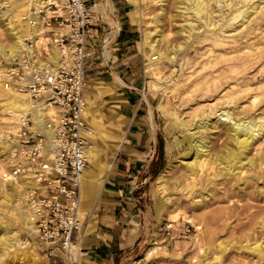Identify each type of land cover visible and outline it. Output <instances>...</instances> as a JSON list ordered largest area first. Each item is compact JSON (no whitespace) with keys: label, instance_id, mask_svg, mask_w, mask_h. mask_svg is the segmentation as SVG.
Returning a JSON list of instances; mask_svg holds the SVG:
<instances>
[{"label":"rangeland","instance_id":"374dc122","mask_svg":"<svg viewBox=\"0 0 264 264\" xmlns=\"http://www.w3.org/2000/svg\"><path fill=\"white\" fill-rule=\"evenodd\" d=\"M254 1L257 0H249L244 7L252 4ZM163 2L164 9H160V6L155 0H140L139 5H136V7L141 6L142 8L140 18L135 19L133 13H131V16L138 22V27L142 34V39L139 41L142 51H139V55L142 58L144 88L146 91L150 90L154 93L151 96L150 102L153 115L157 122L158 132L160 134V148L163 154L162 160L159 161V171L163 169L170 160H175L176 165L166 176V179L170 183L167 189L161 187L157 181L156 175L159 171L151 175V177L142 184L141 192L138 193L141 195L140 200L143 203L141 208L149 214L151 220L150 230L154 231L153 236L155 235L162 245L160 248H157L152 255H148L147 249L149 242L148 244H141L136 249L129 263L264 264V257L246 247V244L253 245L255 241L264 239V227L260 225L262 220H264V191L258 193L251 185V187H246L243 179L237 181L236 179H232L228 181V174L224 176L219 175L216 181L206 183L207 175L210 172L212 173V170L208 167L210 161H207L203 172L195 177L196 179L194 182L197 188L190 195L189 189L192 185L185 183L190 179V177H188V171L177 163V159L182 158L183 152L188 149L187 142L177 144L176 141V138H182L185 131L171 125L175 115L185 116V119L191 121L194 116H199L204 108L215 107V105L222 103L223 99L220 98V95H223L224 92L226 93L227 89L235 88L236 86L232 84L240 79L232 81L233 78H229L226 80L224 75L234 77L235 75H240L244 71H248L247 76L251 81V89L249 92H259V95L250 105L247 100H245L243 104L248 108L250 107V109L257 114L264 112V83L261 82L264 80V40H262L264 39V29H262L264 28V9L258 12L256 18H254L253 16L255 15L252 14L244 21V24H241L243 26L240 25L238 26L239 28L237 27V29L243 28L246 31L243 30V32H239L240 34L242 33L241 35L234 33L239 37L237 41L238 45H247L250 42L255 43L253 47H250L249 51L251 48L253 49L251 51H260L258 53L256 52L254 55H257L258 61H256L253 66H248L249 64L235 65L236 67L234 66L233 68L235 70L231 69L232 71L228 70L225 72L226 74L224 73L222 76L225 82L220 86L219 89L221 90L216 91L217 97L215 96L212 100L208 101L203 100L204 96H202V94H204L203 80L205 77H201L202 79L199 78L201 80V85L198 83L196 85L197 88L195 86L196 89L190 85V80L195 76L197 77L203 74L208 69V64H203L202 61L211 54H218L222 46L218 44V46L212 47L214 40L209 33L212 30L208 29L206 25L202 26L200 22L196 23L195 30L189 38L186 35V31L182 32L180 29L178 31V23L181 22L182 19L178 17L177 1L163 0ZM10 7L11 6H5L3 10H0L1 43L9 42L10 40L9 33L2 19V16L6 15V13L3 12L10 11L9 14L13 16L17 14V12L10 10ZM212 7L216 8V5L214 4ZM259 7L264 8V1L259 4L258 8ZM22 11L18 12L20 16ZM160 31H163L164 34L159 35L158 32ZM227 31L234 32L235 29H229ZM207 33H209L208 35L210 37L206 35ZM245 33H247V35H245ZM149 38L155 40V47L166 51H168L172 45H178L177 43L179 42L185 43L183 47L178 49L176 69L174 71L171 69L173 66L168 62H164L160 65V75L150 70L151 63L147 58V52H150L149 45H147V43L141 45L143 39L147 40ZM256 43H259V49L255 48ZM243 48V51L245 50L246 52L249 47L244 46ZM255 59H253V61ZM192 72L194 73L191 75L187 74ZM155 80L159 81L160 86L153 85ZM164 85L166 88H163L165 87ZM185 88H188V92L184 91ZM189 88L191 92H189ZM4 92L5 91L2 90V81L0 80V126L4 127L2 135L5 134V132L8 133V129H10L9 124H6L10 114L6 111L4 106L1 105L3 101L8 99V93L5 92V94ZM246 94L248 95L247 91L239 92L235 95V98L239 101L240 99H238V96H244L245 98L247 97ZM199 97H201V101L197 102L196 99ZM214 124L215 123H211L210 125V133L212 134L210 143L212 147H216L222 139L217 131L218 128ZM219 137L220 140H218ZM0 152V221L6 220V222H10V226L12 225L14 229L18 231L19 238L23 241V245L33 248V252L28 251L27 253L30 259L19 258L14 260L12 264H45L46 260L43 245L39 239L37 242H34V238L30 231L26 227L18 223L16 224L15 221H12L13 219L9 217L10 210H17L20 208V205L17 199H8L7 193H14L15 190L21 188L23 179L21 177V181H19L14 180L13 175L11 178H4L2 176L4 170L10 169V164L15 162L16 159H19V157H14L11 152L3 151L1 146ZM262 152H264V135L256 139L249 154L250 156H257ZM255 167L256 168L251 169L245 166L243 174L245 176H251L248 173L256 171L257 175L258 173H264V170H259L260 168L257 169L259 166ZM23 174L22 172L21 176ZM249 179L251 182H256L259 188H262L261 186L264 185L262 178L249 177ZM178 180H181V182L176 184ZM238 182L239 186L235 187ZM205 187L209 190L210 194L205 191ZM199 197H202V207L192 208L189 201L191 198L194 199ZM166 200H170V202ZM178 208L180 210H188L192 214V219L187 220V218L181 216L174 220L170 215ZM167 221L173 222V237H164L162 234L164 223ZM188 225L190 228L189 231L186 230ZM156 231L158 233H156ZM205 254H207V258ZM217 254L220 255L219 258H215Z\"/></svg>","mask_w":264,"mask_h":264},{"label":"bare ground","instance_id":"6f19581e","mask_svg":"<svg viewBox=\"0 0 264 264\" xmlns=\"http://www.w3.org/2000/svg\"><path fill=\"white\" fill-rule=\"evenodd\" d=\"M27 1L28 0H0V10H3V7L5 6H11L10 10L17 12L16 16H13L12 14H9L10 11H5L3 13H6V15L2 16L3 22L10 37L9 42H0V58L5 59L6 61L23 48L22 36L25 27L23 26L21 16L18 14V12L25 9ZM132 1L136 5H139L140 3V0ZM176 1L178 17L182 19V21L178 23V31L179 29L182 32L186 31V35L189 38L195 30L196 23L200 22L202 26L206 25L208 29L212 30L209 32L210 36L214 40L212 47H216L218 44L222 46L218 54H211L210 56H207L204 61H202L203 64H208V69L203 74H200L197 77L195 76L190 80V85L195 88L198 83H201V77H205V79L203 78V100H212L217 94L216 91L221 90L219 88L225 82L224 78H222L225 72L233 69L235 65L249 64L248 66H253V64L258 61V58L256 57L257 55H254L256 52L258 53L260 51H251L253 50L252 48L249 51L250 47H253L255 43L250 42L247 45H238L237 41L239 37L234 33L241 35L242 33L240 34L239 32H243V30L246 31L243 28L237 29V27L241 24H244V21L252 14H254L255 16L253 17L256 18L258 12L264 9L262 7H259L260 9L258 8L259 4L264 0L254 1L252 4L246 7H244V5H247L249 0ZM155 2L160 6V9H164L163 0H155ZM213 3L216 5V8L212 7L214 5ZM131 13H133L135 19H139L142 13L141 6L136 7L133 11H131ZM229 29H235V31L228 32L227 30ZM209 33L206 35L209 36ZM158 34L163 35L164 32L160 31ZM245 35H247V33H245ZM154 42L155 40H152L151 38L147 40L143 39L141 41V45L147 43L150 48V52H147V58L151 63L150 70L153 73L160 75V65L164 62H168L171 66H173L171 69L174 71L176 69L178 49L183 47L185 43L179 42L177 43L178 45H172L169 50L166 51L155 47ZM259 43H256L255 48L259 47ZM244 46L249 47L247 50L248 52H245V50L243 51ZM253 59L255 60L253 61ZM2 66L3 63L0 61V73L2 72ZM193 73L194 72L187 74L191 75ZM247 75L248 71H244L240 75H235L234 77L224 75L226 80L229 78H233L232 81H236L239 78L240 79L232 84L233 86H236L235 88H230L229 90L227 89L228 91L226 90V93L224 92L223 95H220V98L223 99V102L219 105H215V107L204 108L200 115H197L198 117L194 116L191 121L185 119V116L175 115L174 117V121L171 125L185 131L182 135V138H176L177 144H181L183 142L188 143V149L183 152L181 156L182 158L177 159V163L188 171V177H190V179L185 183L192 185L189 189L190 195L197 188L194 182L196 179L195 177L203 172L207 161H210V165L208 167L212 170V173L210 172L207 175L206 183L216 181V179H218L217 176L219 175L224 176L228 174V181H231L232 179H236V181L243 179L246 187L251 185L258 193H262V191H264V185L261 186L262 188H259L256 182H251L249 179V177L258 179L262 178V182H264V173H258L257 175L256 171L252 173L246 172L251 176H245L243 174V169L245 166H248L251 169L256 168L255 166H259L257 169L260 168L259 170H264V152L258 154L257 156H250L249 154L250 149L254 145L256 139H258L259 136L264 135V112L257 114L252 111L250 107L248 108L243 104V102L247 100L249 101L250 105L259 95V92H249L251 89V81ZM261 82L264 83V80ZM153 85L160 86V83L159 81L155 80ZM163 88H166V86ZM187 89L188 88H185L184 91H187ZM2 90L8 93V99L3 101L1 105L4 106L6 111L10 114L6 124H9L11 130H17L16 127L18 126L21 117L25 116L28 112L31 114L32 118H38L37 120L42 123V117L45 113L46 106V103L43 99H34L27 93L7 89L5 88L3 82ZM242 91H247L248 95L246 94L247 97L245 98L244 96H238V99L240 100L237 101L235 95L239 92L241 93ZM189 92H191V90ZM196 100L197 102H200L201 97ZM89 112L90 111L88 110V107H86L85 114L87 116L89 115ZM211 123H215L214 125H216L218 128L217 131L219 136L222 138L220 140L219 137L218 140L220 141L219 143L217 142L218 145H216V147H212L210 143L212 139V134L210 133ZM90 124L93 131V136L95 138H99L100 130L97 123L91 121ZM3 130L4 127L0 126V146L2 147L3 151L11 152L13 154L14 144L2 136ZM87 158L94 169H89L86 166L81 174L80 184H82L83 197L87 195V185L90 184L95 186L100 178L103 177L105 173L104 167L106 166L101 160L98 148L93 143L88 146ZM19 161L23 163L25 159L19 157V159H16L15 162H12V164H10V169L12 171ZM175 165V160H170L157 175V181L161 187L165 189L169 187L170 183L166 179V176ZM22 179L23 181L21 188L15 190L14 193H7L8 199H17L20 205V208L17 210H10V215H8L13 219L12 221H15L16 224L18 223L23 227H26L32 234L34 242H37L38 236L35 228L34 214L29 208L27 202L23 199V194L26 192V189L32 188L35 184V181L33 178H28L26 174L22 175ZM180 182L181 180H178L176 181V184H179ZM238 186L239 182L235 185V187ZM205 191L209 193V190L206 187ZM166 201L170 202V200ZM189 202L191 203L192 208H199L203 205L202 197L194 199L191 198ZM172 213L170 216L174 220L181 216H184L187 218V220L192 219V214L188 210H180L178 208ZM260 225L261 227H264V220H262ZM0 245V264H12L14 263V260L19 258L28 260L30 259L27 256L28 251L33 252V248L31 246L27 247L23 245V241L19 238L18 231L15 230L12 225L10 226V222H6V220L0 221ZM159 246L160 245L155 235L152 236L149 241L147 254L152 255L153 252L159 248ZM246 247L255 251L258 255L264 257V239L261 241H255L253 245L246 244ZM205 257L207 258V254H205ZM219 257V254L215 255V258Z\"/></svg>","mask_w":264,"mask_h":264},{"label":"built area","instance_id":"2783aa9c","mask_svg":"<svg viewBox=\"0 0 264 264\" xmlns=\"http://www.w3.org/2000/svg\"><path fill=\"white\" fill-rule=\"evenodd\" d=\"M21 20L23 48L7 61L0 58L1 80L46 106L42 123L28 112L16 131L2 135L14 144L13 156L25 159L2 176L21 181L23 172L35 181L23 199L34 214L45 264H77L80 180L91 144L83 90L93 12L86 0H28ZM162 234L173 237L172 221L164 223Z\"/></svg>","mask_w":264,"mask_h":264},{"label":"crops","instance_id":"0c3cea01","mask_svg":"<svg viewBox=\"0 0 264 264\" xmlns=\"http://www.w3.org/2000/svg\"><path fill=\"white\" fill-rule=\"evenodd\" d=\"M86 1L93 20L84 58L83 96L90 112L87 116L84 110L83 116L90 128L91 121L98 125L99 138L91 128L89 139L106 166L101 181L87 185L85 197L80 184L83 223L76 233L77 264H130L154 232L138 194L163 158L150 102L154 93L144 88L142 34L131 16L136 4ZM87 167L94 169L89 161Z\"/></svg>","mask_w":264,"mask_h":264}]
</instances>
